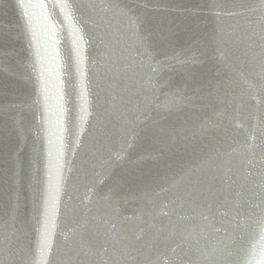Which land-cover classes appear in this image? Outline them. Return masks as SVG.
<instances>
[{
    "label": "snow or ice",
    "instance_id": "1",
    "mask_svg": "<svg viewBox=\"0 0 264 264\" xmlns=\"http://www.w3.org/2000/svg\"><path fill=\"white\" fill-rule=\"evenodd\" d=\"M81 7L78 0H16L17 39L26 43L25 52L28 53L27 63H22L21 67L31 91L20 102L0 105V113L9 115L17 138L16 145L5 152L3 161L8 199L5 219L0 223V236L6 244L0 249V264H51L49 257L56 247L58 217L68 174L76 170L79 179L72 158L84 147L82 137L93 116V77L101 72L111 77L113 83L109 85L108 95L110 108L116 111L119 97L115 81L128 67L144 70L150 81L166 62L156 61V57L159 42L169 37L158 29L147 27L143 14H130L131 9L116 0H92L87 7L94 16L119 20L126 33V42L117 56L112 39L102 34L99 37L104 45L101 59L90 57L88 49L93 36L79 22L77 13ZM56 9L62 22L56 19ZM208 10L215 20L212 59L220 66L217 72L220 79L210 82V91L206 97H201L205 100L213 97L216 105H207L212 107V113L200 124L199 132L205 134L214 130L219 139L198 165L164 178L157 183L158 190L143 194L142 198L149 203L161 198L158 208L148 213L141 209V214L135 217L120 219V210L111 195L113 189L101 195L99 186L112 179L116 163L137 146L141 125L152 108L169 110L190 99L176 93L175 104L171 100L154 103L157 86L153 84L145 92L143 103L123 116L110 140L92 147L90 176L81 181L84 191L72 185L78 194L79 208L71 205V197L64 208L78 219L67 231H60L68 247L67 258L62 264H264V0H254L247 6L246 11L254 17L248 23L254 26L251 32L246 30L243 35L239 34V25L229 26L224 19L239 13L216 0H212ZM65 27L70 41L67 48L62 47ZM3 34L0 30V35ZM234 43L245 45L247 70L234 62ZM13 55L14 52L7 49L0 51V56ZM171 59L182 64L203 63L195 53L184 59ZM5 71L8 75H16L11 65H7ZM25 113L31 115V121H25ZM73 122L76 131L69 141ZM29 137L31 149L25 160L24 147ZM172 140L175 141V136ZM116 144L119 147L114 149ZM237 157L234 169L232 161ZM149 158L157 157L154 153L141 156V159ZM207 172L214 174L206 176L205 183L200 178ZM25 186L32 204V220L39 226L36 229L38 240L35 249L31 243L14 249L21 189ZM91 204L96 205L95 213L89 207ZM160 216L167 218V225L156 223ZM132 220L147 225L146 229L139 228L135 232L134 239L124 226L125 221ZM99 225L105 226L107 241L119 244V248L113 247L111 254H108V247L98 250L85 239V233L98 232ZM149 232L154 240L164 236L168 241L163 252L157 250L152 254L151 243L147 244L148 251H144L145 245L140 241ZM245 232L258 235L259 239L252 243L247 259L234 260L237 236L239 234L242 239ZM193 249L195 256L190 255ZM140 255H143L142 260L138 259Z\"/></svg>",
    "mask_w": 264,
    "mask_h": 264
},
{
    "label": "water",
    "instance_id": "2",
    "mask_svg": "<svg viewBox=\"0 0 264 264\" xmlns=\"http://www.w3.org/2000/svg\"><path fill=\"white\" fill-rule=\"evenodd\" d=\"M90 2L92 0H78L82 7L77 13L81 26L93 36L88 54L97 60L101 59L104 45L100 42L99 37L103 34L106 39H112L115 52L119 56L121 45L126 42V33L122 28V23L111 16L104 18L99 15L94 16L92 10L87 7ZM116 2L131 9L130 14L132 15L143 14L147 21V27L158 29L162 35L169 37L167 41L159 42V54L156 57V61L166 62L150 81L144 70L128 67L121 74V78L115 81L117 84L116 93L119 97L116 111L110 108L111 97L108 95L109 85L113 83L111 77L103 72L93 77L91 89L93 116L90 118L88 130L82 137L84 147L78 150L76 157L72 158L79 171V179L76 170L68 174L66 194L62 197L61 214L58 217L60 227L55 237L56 247L49 257L51 264H62V261L67 258L68 247L64 243L63 236L60 235V231H67L78 217L68 212L64 208V203H68L71 197V205L79 208L78 194L73 190L72 185L75 184L80 192L84 191L81 181L86 176H90L92 147L105 144L110 140L111 134L120 127L123 116L128 114L130 109L143 103L145 92L153 84L157 86L154 90V103L171 100L175 104L178 98L174 96L176 93H182L184 97L190 99L184 100L169 110L152 108L147 114V119L141 125L137 146L127 151L124 160L116 163L112 170V179L99 186L98 190L101 195L109 188L113 189L111 195L113 202L120 210V219L135 217L141 214V209L144 210V213H148L158 208L161 198H155L152 203H149L147 199L142 198L143 194L156 189L157 183L162 182L164 178H171L181 174L186 168L198 165L219 139L214 130L205 134L199 132L200 124L212 113V107L207 105H216L213 97L209 96L206 100L201 97L207 96L210 91L208 87L210 82L215 83L220 79L217 77L220 66L217 61L212 59L215 20L208 10V5L212 3V0H116ZM216 2L226 4L229 10L239 13L234 17H224L227 25H239L240 35H243L246 30L251 32L254 25H250L248 21L254 17L246 11V8L254 0H216ZM144 4H147V7H143ZM56 19L63 21L58 9H56ZM17 22L16 0H0V30H3L4 33L0 35V51L7 49L14 52L11 57L0 56V105L20 102L31 91V85L23 78L24 69L21 64L27 63L25 56L28 53L25 52L26 43L17 39L19 32ZM62 35L64 37L62 47L67 48L70 46L67 27L64 28ZM244 51V44L234 43L232 45L234 62L237 67L242 64L247 70V57L244 55ZM194 53L200 56L203 63L182 64L176 59H171V57L184 59ZM201 53L204 55L201 56ZM7 65H11L15 69V76L7 74L5 71ZM123 66L121 64V67ZM24 119L28 122L32 117L25 113ZM97 119L100 120L99 124L96 123ZM70 128L69 141L75 135L74 122ZM173 136H175L174 142ZM237 139L242 138L237 137ZM16 143V133L9 123V115L0 113V223L5 219L4 208L8 199L3 179V169L6 165L3 161L7 149L14 147ZM31 143L32 139L29 137L24 147L25 160L29 156ZM113 147L115 149L119 145L116 144ZM148 153H154L157 158L141 159L142 155L146 156ZM238 159L237 157L232 161L234 169L237 167ZM213 174L207 172L200 179L206 183V176ZM217 183H219L218 180ZM21 193L19 221L16 225L18 231L13 238V248L27 246L31 243L35 249L38 240L36 229L39 226L32 220V204L26 186L21 189ZM164 200L166 202L167 197ZM89 207L95 213L96 205L91 204ZM164 211H168V209H164ZM145 219H147V215H145ZM156 223L167 225L168 220L166 217L160 216L156 218ZM124 226L129 229L128 234L133 239L139 228H147L146 224H139L135 220L125 221ZM105 230V226L99 225V231L85 233V239L98 250H102L104 246L108 247V254H111L113 247L119 248V244L114 245V242L107 241L104 236ZM258 239V235L255 234L249 235L245 232L242 239L238 234L233 259H247V253L252 243ZM140 243L145 245V252L148 251L147 244H153L152 254H155L157 250L163 252L168 241L164 239V236L154 240L149 232L141 239ZM5 246L3 237L0 236V249ZM195 254L193 249L190 255L195 256ZM138 259L142 260L143 255L138 256Z\"/></svg>",
    "mask_w": 264,
    "mask_h": 264
}]
</instances>
